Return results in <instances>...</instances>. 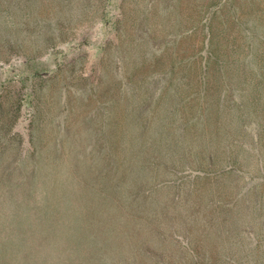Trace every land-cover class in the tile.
Masks as SVG:
<instances>
[{
    "label": "trees",
    "instance_id": "16d2710c",
    "mask_svg": "<svg viewBox=\"0 0 264 264\" xmlns=\"http://www.w3.org/2000/svg\"><path fill=\"white\" fill-rule=\"evenodd\" d=\"M210 8L195 46L157 49L128 67L110 99L99 96L97 156L87 160L89 147L77 146L68 160L54 148L52 169L68 163L72 186L52 203L31 191L26 218L0 227V264L13 254L16 264H131L130 245L153 257L161 224L182 218L173 211L179 193L219 186L225 175L247 173L245 159L260 161L251 154L264 153V21L239 23ZM14 236L12 252L5 240Z\"/></svg>",
    "mask_w": 264,
    "mask_h": 264
},
{
    "label": "rangeland",
    "instance_id": "374dc122",
    "mask_svg": "<svg viewBox=\"0 0 264 264\" xmlns=\"http://www.w3.org/2000/svg\"><path fill=\"white\" fill-rule=\"evenodd\" d=\"M211 4L239 23L264 21V0H0L1 228L26 218L32 190L52 203L71 188L68 163L52 169L54 148L68 160L77 146L89 147L87 160L97 156L90 150L98 145L99 96L110 99L128 67L157 49L195 46ZM251 155L260 161L245 159L247 173L179 193L173 211L182 218L161 224L163 235L150 247L155 256L130 245L131 264H264V153ZM5 241L16 251V236ZM6 264H16V255Z\"/></svg>",
    "mask_w": 264,
    "mask_h": 264
}]
</instances>
